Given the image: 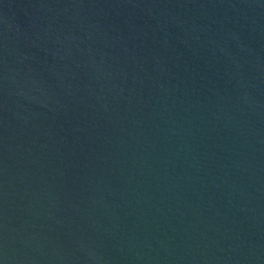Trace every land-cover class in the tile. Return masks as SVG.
Wrapping results in <instances>:
<instances>
[{"label": "water", "instance_id": "water-1", "mask_svg": "<svg viewBox=\"0 0 264 264\" xmlns=\"http://www.w3.org/2000/svg\"><path fill=\"white\" fill-rule=\"evenodd\" d=\"M0 264H264V0H0Z\"/></svg>", "mask_w": 264, "mask_h": 264}]
</instances>
